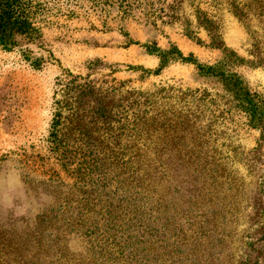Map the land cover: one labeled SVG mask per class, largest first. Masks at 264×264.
Instances as JSON below:
<instances>
[{
    "label": "trees",
    "instance_id": "trees-1",
    "mask_svg": "<svg viewBox=\"0 0 264 264\" xmlns=\"http://www.w3.org/2000/svg\"><path fill=\"white\" fill-rule=\"evenodd\" d=\"M228 1L248 27L250 12L264 24V0ZM44 5L0 0L5 46H15L19 36L31 41L42 36L38 22ZM206 19L219 47L217 27ZM254 52L264 64L258 44ZM158 55L161 65L155 71L140 69L159 74L172 57L223 79L235 93L236 112L264 135V95L247 88L236 72L201 63L177 47ZM31 62L36 68L42 64L41 59ZM127 83L113 78L98 84L81 76L67 83L50 150L75 183L61 182L60 188L68 190L52 193L54 204L36 216L0 221V264H172L183 259L201 264L210 254L208 245L215 239L210 234L217 231L221 212L215 209L207 220L204 208L218 204L213 193L229 159L221 148L227 145L220 143L229 110L205 89L141 90ZM73 237L81 239L79 249L71 245ZM156 245L164 252L157 253ZM248 260L244 264H251Z\"/></svg>",
    "mask_w": 264,
    "mask_h": 264
},
{
    "label": "rangeland",
    "instance_id": "rangeland-1",
    "mask_svg": "<svg viewBox=\"0 0 264 264\" xmlns=\"http://www.w3.org/2000/svg\"><path fill=\"white\" fill-rule=\"evenodd\" d=\"M39 1L46 9L38 22L39 39L19 36L15 46H5L0 29V221L36 216L54 204L52 193L68 190L59 185L75 183L50 150L52 124L74 76L98 84L116 78L141 90L200 88L209 91L222 110H229L220 138L227 145L221 147L223 157L229 159L213 193L218 204L204 208L207 220L215 209L221 219L201 264H244L248 259L264 264L263 130L236 112L235 93L223 79L201 73L194 64L171 57L159 74L140 69L155 71L161 65L158 52L177 47L201 63L236 72L247 88L264 95V64L254 52L258 44L264 57V24L250 12L248 27L228 0ZM206 18L217 27L219 47L213 44ZM27 57L41 59L40 68ZM81 243L78 237L71 239L75 249ZM164 248L155 246L157 253Z\"/></svg>",
    "mask_w": 264,
    "mask_h": 264
}]
</instances>
